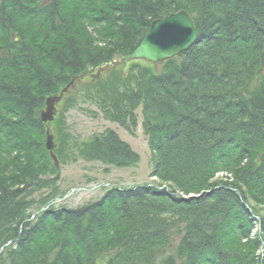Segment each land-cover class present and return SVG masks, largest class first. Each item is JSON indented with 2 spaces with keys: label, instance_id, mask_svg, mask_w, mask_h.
<instances>
[{
  "label": "trees",
  "instance_id": "16d2710c",
  "mask_svg": "<svg viewBox=\"0 0 264 264\" xmlns=\"http://www.w3.org/2000/svg\"><path fill=\"white\" fill-rule=\"evenodd\" d=\"M180 10L199 33L181 58L81 82V101L127 131L142 108L157 183L31 220L33 195L53 187L46 207L59 192L46 99ZM78 93L52 124L62 165L74 162L60 126ZM82 148L107 167L140 162L113 130ZM0 264H264V0H0Z\"/></svg>",
  "mask_w": 264,
  "mask_h": 264
},
{
  "label": "rangeland",
  "instance_id": "374dc122",
  "mask_svg": "<svg viewBox=\"0 0 264 264\" xmlns=\"http://www.w3.org/2000/svg\"><path fill=\"white\" fill-rule=\"evenodd\" d=\"M124 56L115 58L111 61L112 63L118 62V64H116V68L118 67V72L115 74L116 76L120 74L121 76L123 74H130L133 66L141 65V68L150 66V64L143 62H130V64H124L122 63V58ZM112 68L116 70V68ZM112 68L108 70L110 71ZM160 69L161 66H157V70ZM109 71L106 72L109 73ZM101 80L102 76L96 82ZM81 82L78 83L76 85L77 88L73 90L74 92L79 91L77 94V96H79L77 99L79 106L72 108L65 113L62 127L60 126L61 133L66 138L65 142L70 145V152L65 155H72L74 157V162L68 161L62 165L59 174L60 182H58L59 192L58 197L56 198L61 201L52 206L55 209L63 207L76 209L90 203L98 202L107 192L113 189H119L121 191L126 189L130 190L146 184L154 185L158 181L157 179L150 177V173L153 170L152 152L148 146V140L143 131L141 109L137 112L138 125L131 128V131H127L117 124L106 121L102 117L98 106L95 104L81 101L82 94H84L83 90L88 91L89 89L87 87L83 88ZM86 82L87 81L85 80L84 83ZM58 107L54 122L58 120L57 118L60 119V115L63 114V104L58 105ZM93 113L98 114V117L94 118L95 116ZM54 122L52 123L54 124ZM51 129L52 132L54 131V136L56 138L55 145L58 148V139L61 141L57 135L58 128H54L51 124ZM107 130L115 131L123 141L128 143L135 152L139 153L141 162L138 166L133 168L113 169L112 167H107L99 162H91L88 158L86 159L82 156V144L94 140L95 136L102 135ZM108 168L109 171L107 172L106 170ZM214 180L231 181V177L228 174H217ZM52 188L53 187H50V189H44L40 194L36 193L33 195L36 203L33 205L32 209L28 211V215H32V217L34 215L36 217L41 215L44 206L41 202L48 196L52 198ZM204 194L205 193H201V195H185L180 193V196L185 201H191L201 198ZM50 201H52V199H50L49 202ZM254 233L255 231H253V234Z\"/></svg>",
  "mask_w": 264,
  "mask_h": 264
},
{
  "label": "water",
  "instance_id": "95a60500",
  "mask_svg": "<svg viewBox=\"0 0 264 264\" xmlns=\"http://www.w3.org/2000/svg\"><path fill=\"white\" fill-rule=\"evenodd\" d=\"M199 34L192 15L181 10L168 16L165 19L152 23L148 33L140 40L135 48L122 58V63L128 64L133 61H145L156 65H161L166 61L177 57H182L193 46L198 43ZM118 62H108L92 67L85 73L73 77L71 83L59 95L52 96L46 100V109L41 113L43 123L54 121L57 112L56 106L63 100L65 95L70 94V90L75 88L77 81L86 77L94 81L100 79L103 72L115 67ZM46 148L57 168H60L58 157L54 150L56 148L54 136L47 131Z\"/></svg>",
  "mask_w": 264,
  "mask_h": 264
},
{
  "label": "bare ground",
  "instance_id": "6f19581e",
  "mask_svg": "<svg viewBox=\"0 0 264 264\" xmlns=\"http://www.w3.org/2000/svg\"><path fill=\"white\" fill-rule=\"evenodd\" d=\"M88 69H89V68H88ZM88 69H87V70H88ZM87 70H86V71H87ZM86 71H85V72H86ZM85 72H83V73H85ZM83 73H81V74H83ZM81 74H79V75H81ZM79 75H76V76H79ZM86 79H87V77H86ZM92 82H94V80H92ZM256 223H257V221H256ZM259 229H260V226L258 225V226H257V229L254 230V231H255V232H259Z\"/></svg>",
  "mask_w": 264,
  "mask_h": 264
}]
</instances>
